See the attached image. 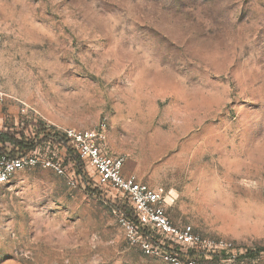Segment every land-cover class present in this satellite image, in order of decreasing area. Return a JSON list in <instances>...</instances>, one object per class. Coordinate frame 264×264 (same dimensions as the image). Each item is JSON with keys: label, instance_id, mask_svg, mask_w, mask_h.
<instances>
[{"label": "rangeland", "instance_id": "obj_1", "mask_svg": "<svg viewBox=\"0 0 264 264\" xmlns=\"http://www.w3.org/2000/svg\"><path fill=\"white\" fill-rule=\"evenodd\" d=\"M0 92L11 154L39 159L0 184V264H170L67 157L64 129L102 123L123 172L170 192L173 224L223 243L164 251L264 264V0H0Z\"/></svg>", "mask_w": 264, "mask_h": 264}, {"label": "built area", "instance_id": "obj_2", "mask_svg": "<svg viewBox=\"0 0 264 264\" xmlns=\"http://www.w3.org/2000/svg\"><path fill=\"white\" fill-rule=\"evenodd\" d=\"M2 96L0 92V100ZM62 133L94 175L97 183L115 190L128 200L133 218L119 214L118 222L126 237L144 254L162 257L170 264H193L191 260L183 263L176 252L164 251L161 248L162 242H167L168 247L174 244L179 249L188 250L197 248L216 250L223 247L221 241H210L196 234L190 225L176 226L169 220L166 206L174 199L170 192L161 186L150 187L138 180L136 175L123 172L124 158L107 154L102 146V141L106 137L104 123L98 129L67 128ZM38 161L39 159L33 155L0 157V184L6 183L16 171L33 166ZM55 168L62 172L59 166ZM155 236L158 240L152 242Z\"/></svg>", "mask_w": 264, "mask_h": 264}, {"label": "trees", "instance_id": "obj_3", "mask_svg": "<svg viewBox=\"0 0 264 264\" xmlns=\"http://www.w3.org/2000/svg\"><path fill=\"white\" fill-rule=\"evenodd\" d=\"M60 135L65 139L63 133H60ZM18 144L19 143L13 137H8L4 133L0 132V157L5 156L7 158H15V157L22 156V155H14V154H11L13 152L14 145H18ZM8 148H12V149H11V151H9L7 153V151L5 152V150H7ZM72 150L74 151L75 156H72L70 152L69 153L67 152V157L71 156L70 160L73 161L74 164H76V163L82 164L83 163V160L80 158V156L78 155V153L73 148H72ZM131 215L128 216L126 214L125 216L127 218L132 219L133 216L131 217Z\"/></svg>", "mask_w": 264, "mask_h": 264}]
</instances>
